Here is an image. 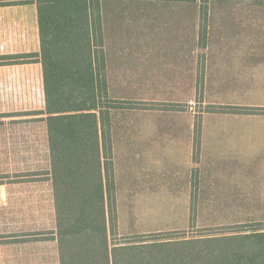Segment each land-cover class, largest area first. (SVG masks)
<instances>
[{"label":"rangeland","instance_id":"rangeland-1","mask_svg":"<svg viewBox=\"0 0 264 264\" xmlns=\"http://www.w3.org/2000/svg\"><path fill=\"white\" fill-rule=\"evenodd\" d=\"M31 1L0 2L9 5L0 7V56L38 51ZM199 3L103 6L111 98L124 101L112 117L110 248L140 235L193 238L264 224V112L250 111L264 110V0H208L206 27ZM23 74L0 64V264H58L46 124L21 112L35 84L34 70L29 81ZM193 196L211 206L191 209Z\"/></svg>","mask_w":264,"mask_h":264},{"label":"trees","instance_id":"trees-1","mask_svg":"<svg viewBox=\"0 0 264 264\" xmlns=\"http://www.w3.org/2000/svg\"><path fill=\"white\" fill-rule=\"evenodd\" d=\"M102 1L32 0L39 53L0 56L2 65L41 66L58 264H264V224L256 222L193 238L140 235L110 248L117 208L106 125L118 102L106 90Z\"/></svg>","mask_w":264,"mask_h":264},{"label":"crops","instance_id":"crops-1","mask_svg":"<svg viewBox=\"0 0 264 264\" xmlns=\"http://www.w3.org/2000/svg\"><path fill=\"white\" fill-rule=\"evenodd\" d=\"M110 1H115V0H104L102 1V7H101V15L103 14V6L105 3L107 2H110ZM25 7L28 6V4L26 5H23ZM35 6V5H34ZM36 8V7H35ZM102 27L104 28V23H103V15H102ZM36 28H37V24H36ZM102 28V29H103ZM37 34H38V30H37ZM103 37H104V29H103ZM38 42H39V39H38ZM36 53H39V43H38V51L37 49H35L34 51L30 52H26L24 51L23 53H19V54H36ZM104 53H105V68H106V90H107V96L113 100V101H117V102H124L122 100L118 101L116 99H113L111 98V89H112V84L109 83V79H108V64H107V49H106V45H105V40H104ZM11 66H17V67H20L21 69L23 68V71H24V74L22 75V79H24L23 81H29L30 77H28L26 75V72H28L29 70H34L35 71V84H34V91L32 94H29L28 95V98L25 100H30V104H31V109H24V110H21V112H30L31 113V116H33L34 118H37L38 120H41L43 121L44 124L45 123V119H46V115L45 114H40L42 112H44V107H45V98H44V92H43V81H42V73H41V66L39 63H27V64H20V65H11ZM118 105V104H117ZM119 109V107L117 106V108H114V109H110V114H109V121L107 123V128L109 130V137H110V145H111V161H112V164H113V174H114V183H115V189H116V195H117V186H118V176L116 175V171H115V163H114V157H115V147H114V143H115V138H114V120H113V116H114V112ZM106 129V128H105ZM197 136V135H196ZM199 133H198V137H199ZM228 136H225L224 137H221V138H224V139H229L227 138ZM146 138V137H145ZM150 137H147V142L145 141V143H148V140H149ZM135 137L131 136V137H128V136H123L122 138H120L121 141H132L134 140ZM219 142H223V141H219ZM150 143V141H149ZM218 143V142H216ZM48 149V147H47ZM137 152L140 153V151H134L132 154L134 155V160H141V157H137ZM145 154V153H144ZM143 160L145 161L146 160V154L144 155V158ZM151 160V157L148 159L147 158V161L150 162ZM202 163H204L205 165L204 166H207L209 167V165L211 164V161H208V160H204V162L202 161ZM145 164V168L147 167V170L150 171L151 169V165L149 163H144ZM197 167L200 165V163L198 164H195ZM204 177V176H203ZM203 177H201V181H199V184L201 183L202 184V181H204ZM150 179V177H149ZM150 180H146L143 181V183H150L149 182ZM141 183V182H140ZM208 184H210V180L207 181ZM51 184V183H50ZM52 188V186H51ZM49 188L51 190V202H52V205H53V196H52V189ZM201 189V187H200ZM199 192V191H198ZM198 200L200 201V197L198 196L197 199L196 197L193 196V202L190 204L189 207H191L192 209H196V208H200V207H204V206H211L210 204L208 205H204V204H200L198 203ZM55 241V240H54ZM56 243V242H55Z\"/></svg>","mask_w":264,"mask_h":264}]
</instances>
